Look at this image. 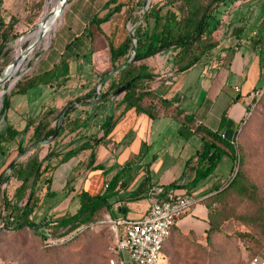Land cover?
I'll list each match as a JSON object with an SVG mask.
<instances>
[{
	"label": "crops",
	"instance_id": "0c3cea01",
	"mask_svg": "<svg viewBox=\"0 0 264 264\" xmlns=\"http://www.w3.org/2000/svg\"><path fill=\"white\" fill-rule=\"evenodd\" d=\"M166 1L156 2L163 4ZM252 4L251 9L254 11L257 5ZM122 13L115 15L107 23ZM263 21V11L259 14L254 11L253 14L241 16L236 21L234 26L243 30L240 34L232 30L227 37H221L217 31L220 42L213 52L214 56L183 73H177L173 69L172 52L149 58L145 63L157 74L153 87L161 97L172 101L185 114L194 115L198 123L212 131L220 128L222 118L226 115L227 123L222 132L228 138L233 137L246 116L251 100L258 94L256 89L264 87V39L258 36ZM87 30L86 24L82 32L76 33L75 40L71 38L60 48L62 50L59 60L50 62L35 74L41 75L57 69V73L49 77L48 82L31 88L25 94L13 95L7 112V126L24 131L31 119L46 110L60 111L68 107L70 102L76 103L82 96L92 94L86 104H76L70 117L77 120L66 123L64 132L52 145L65 153L87 140L97 138L99 141L55 168L51 191L56 196L42 199L36 217L40 219L49 212H53L55 218L66 213H75L79 208V194L82 191L93 196L101 194L105 191L107 181L123 169H128L129 173L121 179V188H117L118 193L111 200V212L107 216L137 220L147 213L152 201L151 194H147V191L138 198L134 195L141 183L148 179L147 189L151 185L163 189L178 180L185 171L186 163L196 156L202 139L198 134L183 138L179 133L180 122L170 115L161 113L159 117L151 118L135 109L125 112L108 137L103 138L101 125L113 113L120 97H112L100 106L97 104L98 98L94 99L100 79L104 78L102 86L105 84L107 87L115 73L109 75L112 71L108 50L94 51ZM104 31L114 35V32L106 29ZM123 34V38L118 43L115 42L116 45L128 35L126 26ZM83 57L87 58L86 71L80 67L83 65ZM199 67L201 69H197ZM85 77H89L88 87H85ZM84 87L86 89L81 91ZM33 89L39 91L31 98L29 92ZM18 96L22 98L18 99ZM73 127H77L76 130L70 131ZM32 133L30 129L27 134L19 135L8 148L17 147L22 141L25 147L30 148ZM45 146H48L47 149H44ZM41 147L40 159H44L50 148L49 145ZM32 150L33 148L27 155ZM131 162L134 164L128 167ZM200 191L201 189L198 196ZM179 193L180 190L177 191ZM48 202H51L49 206ZM176 227L184 235L191 232L198 237L205 235L209 228L208 209L204 204L198 203L178 219ZM262 261L264 258H261L260 262ZM164 262L163 254L160 264Z\"/></svg>",
	"mask_w": 264,
	"mask_h": 264
},
{
	"label": "trees",
	"instance_id": "16d2710c",
	"mask_svg": "<svg viewBox=\"0 0 264 264\" xmlns=\"http://www.w3.org/2000/svg\"><path fill=\"white\" fill-rule=\"evenodd\" d=\"M236 1L238 0H167L163 4L151 3L138 19H135V16L130 17V21L135 23L133 31V36L137 41L135 60L112 77L107 87L104 84L100 94L94 98H98L97 104L100 106L112 97L118 96L117 92L121 87L127 86L122 93V98L117 102L115 110L106 117L101 125L104 131L103 138L108 137L125 112L131 109H135L138 113H145L151 118L159 117L161 113L172 116L180 122L179 133L185 139L194 134L201 136L202 145L196 156L186 163L182 176L169 186L164 187V191L177 193L180 190L177 195L197 194L202 183L214 176V172L224 155L231 156L234 161L240 159L239 163L241 164L242 150L236 147V137L239 134L241 124L236 129L234 136L228 138L222 132L227 123L226 115L223 116L217 131H212L198 123L194 115L185 114L179 106L158 94L153 87L157 74L145 62L158 54L172 52V66L177 73L186 72L202 64L212 57L213 52L218 48L220 41L216 32L223 23L228 7ZM132 2L139 4L141 0H128L127 2L108 0L101 10L105 13L101 15V12H98L91 21L90 28L91 26L95 27L92 31L89 30L93 50L107 49L111 68H116L132 57L134 42L128 33L126 38L119 45H116L114 35L107 34L102 26L115 15L122 13L124 8H129V12L132 13L135 9L134 6H130ZM260 28L258 36L264 39V21L260 24ZM242 31L241 27H236L233 30L236 34H240ZM55 73H57V69L41 75H31L21 80L15 85L11 95L25 94L31 88L48 82V78ZM258 89L256 91L259 93ZM91 97L92 94H89L87 99ZM79 103L86 104V101L84 98H79L76 103H69L57 138L64 132L66 123L77 120H72L70 114L76 109V104ZM9 108L10 99L7 98L4 100L2 110L5 121H7ZM66 108L60 111L46 110L31 119L26 129L21 132L12 126H6L5 129L0 130V236L7 234L17 237L21 233H28L44 239L47 247H59L70 243L80 233L93 225L106 224L109 228L108 218L105 215L110 211L111 200L117 195V188L119 186L121 188V179L129 173L128 169H123L110 181H107L105 191L101 194L93 196L87 191H82L79 194V208L75 213H66L56 218L44 216L40 220L36 217V212L41 206L39 193L42 186L46 187V197L56 196L51 191L52 173L55 168L81 151L91 148L93 144H97L99 141L97 138L87 140L65 153L56 152L53 145L50 144L49 153L44 159H40L41 143L47 142L56 134L59 118ZM93 115L95 116V113ZM76 128L73 127L70 131H74ZM30 129L33 132L29 140L30 145L35 144V147L24 161H17L10 169V176L18 183V186L14 196L9 197L1 187L7 178L5 170L9 173L8 167L14 160L7 163V158L10 155L8 145L15 142L19 135L27 134ZM28 147L24 146L23 141L20 142L16 147L18 155L27 154ZM55 159L57 160L53 163L52 161ZM133 164L131 162L127 166L131 167ZM45 173H49L50 177L44 180L41 185ZM147 182L149 183V180L145 179L141 183L139 190L134 194L136 198L144 194L145 191L147 194H151L154 186L151 185L147 189ZM122 186L124 187L125 184ZM232 190L249 197L257 191L256 186L246 184V177L242 172L241 165L229 185L221 193ZM204 200L205 198L200 203L208 209L209 223L205 235L198 237L194 232L184 235L177 229L176 225L172 235L177 231L181 237L195 236L198 239L204 237L208 242H211V236L217 230V226L214 216L209 210V205L203 203ZM54 227L65 229V235L60 238L52 237L48 231ZM171 237L165 243L163 254ZM117 262L125 264L118 253Z\"/></svg>",
	"mask_w": 264,
	"mask_h": 264
},
{
	"label": "rangeland",
	"instance_id": "374dc122",
	"mask_svg": "<svg viewBox=\"0 0 264 264\" xmlns=\"http://www.w3.org/2000/svg\"><path fill=\"white\" fill-rule=\"evenodd\" d=\"M63 1L0 0V77L4 72L0 92L5 91L0 99V130L5 129L8 122L2 114L4 100L7 98L11 100L15 85L39 73L50 62L59 60L62 50L60 48L71 38L75 40L76 33L82 32L86 24L87 33L90 29L91 31L95 29L92 26L90 28L91 21L106 3H102V0H68L60 11V3ZM149 1L151 4L157 0H141L139 4L132 2L130 6L135 8L132 13L129 12V8H124L120 16L110 23L103 24L104 29L114 32L116 43L124 36V26L127 33L130 30L134 31L135 23L130 21V17L135 16V19H138L142 16ZM252 3L257 5L254 8L257 14L264 11V0L236 1L228 7L218 36L227 37L229 32L236 28L234 25L239 17L253 14ZM104 13L105 11L101 12V15ZM35 33L38 35L34 36ZM33 44L32 52L27 54ZM262 53L264 55V51ZM24 56L26 58L23 61ZM86 59V57L81 59L83 65L80 66L85 71L88 68ZM20 64L22 66L19 69ZM17 69L19 71L14 76ZM114 70L115 68H110V71ZM85 78V87H88L89 77ZM85 87L81 91L85 90ZM38 91L31 90L29 92L31 98L38 94ZM258 91L259 93L251 100L236 137V147L242 150L241 164L240 159L234 161L231 156L224 155L214 176L204 181L200 187L199 197L205 198L203 203L209 205L217 226V230L211 236V242L204 237L203 239L195 236L181 237L176 231L165 247L163 264H253L260 263L261 258H264V87ZM100 92L101 90L95 97ZM121 96L122 94H119L117 97L121 99ZM82 97L85 101L88 100V94ZM54 149L56 152H62L59 148ZM16 157L17 148L12 146L7 163ZM26 157L27 154L22 156L19 162L24 161ZM56 160L52 162L55 163ZM239 164L246 177V184L257 187L256 193L250 197L233 190L221 193L240 168ZM5 172L7 178L1 187L9 197H13L18 183L6 170ZM49 177L50 174L45 173L41 185ZM39 197L41 202L42 199H46L45 186H42ZM50 203L48 202L47 206ZM54 216L53 212L45 215L50 218ZM105 217L108 218L107 213ZM48 232L52 237L60 238L65 235L66 230L54 227ZM46 245L44 239L28 233H21L17 237L1 235L0 264H113V262L120 264L117 262L116 237L106 224L93 225L66 245L59 247Z\"/></svg>",
	"mask_w": 264,
	"mask_h": 264
},
{
	"label": "built area",
	"instance_id": "2783aa9c",
	"mask_svg": "<svg viewBox=\"0 0 264 264\" xmlns=\"http://www.w3.org/2000/svg\"><path fill=\"white\" fill-rule=\"evenodd\" d=\"M151 199L147 213L140 219L108 217L109 228L116 237V252L125 264H160L165 243L171 237L176 222L204 197L177 195L155 187L151 191ZM259 264H264V261Z\"/></svg>",
	"mask_w": 264,
	"mask_h": 264
},
{
	"label": "water",
	"instance_id": "95a60500",
	"mask_svg": "<svg viewBox=\"0 0 264 264\" xmlns=\"http://www.w3.org/2000/svg\"><path fill=\"white\" fill-rule=\"evenodd\" d=\"M67 1H68V0H64V1H63L64 4L62 5V8H63L64 5L67 3ZM149 5H150V1L146 4V8H145V9H147V8L149 7ZM45 21H46V20H45ZM129 34L131 35V38L133 39V42H134V51H133V55H132V57H131L127 62H125V63H123V64L117 66V67L115 68V70H114L112 73H109V75H110V74H113V73H118L121 69H123V68H125L126 66L130 65V64L133 63L134 60H135L137 41H136V39H135L134 36H133V31L130 30ZM33 47H34V44H33V46H31V47L29 48V52H28L27 54H29V53L32 52ZM26 56H27V55H26ZM26 56L23 57V61H24V59L26 58ZM22 63H23V62H22ZM18 71H19V69L16 70L14 76H16V74H17ZM107 75H108V74H107ZM103 81H104V78L100 79V81H99V83H98V86H97V89H96V93H98V92L101 90ZM126 88H127V86H123V87H121V88L118 90V92H117L118 95L124 93V91L126 90ZM67 109H68V107L65 109V111L61 114V116H60V118H59V121H58V131L56 132V134H55L54 136H52L50 139H48L47 142H43V143H41V145H50V144H52V143L56 140V138H57V136H58V134H59V131H60V129H61V126H62V124H63L64 113L66 112ZM34 147H35V144H33L30 148H28L27 152H29V151H30L32 148H34ZM24 155H25V154H20V155H18V157H16V158L12 161V163L9 165V167H8V171H9V174H10V175H11V170H10V169L12 168V166H13L17 161H19V160L21 159V157L24 156Z\"/></svg>",
	"mask_w": 264,
	"mask_h": 264
},
{
	"label": "bare ground",
	"instance_id": "6f19581e",
	"mask_svg": "<svg viewBox=\"0 0 264 264\" xmlns=\"http://www.w3.org/2000/svg\"><path fill=\"white\" fill-rule=\"evenodd\" d=\"M64 4V2H61L60 3V6H61V8H60V11L62 10V5ZM55 10V9H54ZM50 18H52L51 16H50ZM51 25V24H50ZM47 31V30H46ZM35 35H38V33H35L34 34V36ZM45 38H47V35H46V37ZM48 43V42H47ZM21 66H22V64H20V66H19V69L21 68ZM23 68V67H22ZM9 72L7 71L6 72V74H8ZM4 79V72H3V74H2V76L0 77V82H3L2 80ZM4 93H5V91H2V92H0V99H1V97L4 95Z\"/></svg>",
	"mask_w": 264,
	"mask_h": 264
}]
</instances>
